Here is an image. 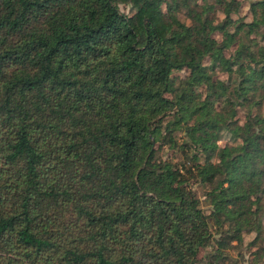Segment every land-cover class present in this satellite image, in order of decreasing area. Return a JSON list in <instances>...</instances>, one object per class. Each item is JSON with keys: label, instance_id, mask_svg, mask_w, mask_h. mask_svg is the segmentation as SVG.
Here are the masks:
<instances>
[{"label": "trees", "instance_id": "16d2710c", "mask_svg": "<svg viewBox=\"0 0 264 264\" xmlns=\"http://www.w3.org/2000/svg\"><path fill=\"white\" fill-rule=\"evenodd\" d=\"M0 264H264V0H0Z\"/></svg>", "mask_w": 264, "mask_h": 264}, {"label": "rangeland", "instance_id": "374dc122", "mask_svg": "<svg viewBox=\"0 0 264 264\" xmlns=\"http://www.w3.org/2000/svg\"><path fill=\"white\" fill-rule=\"evenodd\" d=\"M120 8H121V10L124 11V12H129V11H128V8H129L128 6H125V7H124L123 5H121ZM251 237H252V235L246 236V237H245V241H248Z\"/></svg>", "mask_w": 264, "mask_h": 264}]
</instances>
